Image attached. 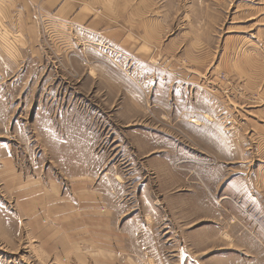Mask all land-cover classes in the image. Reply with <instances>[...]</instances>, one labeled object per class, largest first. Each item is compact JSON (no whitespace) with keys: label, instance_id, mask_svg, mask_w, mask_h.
Listing matches in <instances>:
<instances>
[{"label":"rangeland","instance_id":"obj_1","mask_svg":"<svg viewBox=\"0 0 264 264\" xmlns=\"http://www.w3.org/2000/svg\"><path fill=\"white\" fill-rule=\"evenodd\" d=\"M0 264H264V0H0Z\"/></svg>","mask_w":264,"mask_h":264},{"label":"crops","instance_id":"obj_2","mask_svg":"<svg viewBox=\"0 0 264 264\" xmlns=\"http://www.w3.org/2000/svg\"><path fill=\"white\" fill-rule=\"evenodd\" d=\"M64 3H65V2L62 3V7L64 6ZM60 7H61V6H60ZM62 7H61V8H62ZM100 255H102V254H100Z\"/></svg>","mask_w":264,"mask_h":264}]
</instances>
